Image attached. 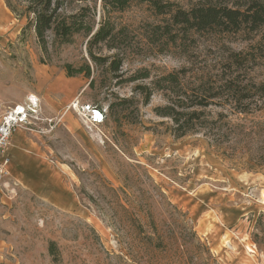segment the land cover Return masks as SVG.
Here are the masks:
<instances>
[{"label":"rangeland","instance_id":"obj_1","mask_svg":"<svg viewBox=\"0 0 264 264\" xmlns=\"http://www.w3.org/2000/svg\"><path fill=\"white\" fill-rule=\"evenodd\" d=\"M37 1L0 0V115L32 94L58 100L57 87L74 81L79 107L107 116L93 128L71 105L75 136L35 98L45 133L24 130H38L59 170L47 197L19 188L8 170L0 175V264H264V94L241 104L215 98L203 109L178 98L197 88L211 95L231 73L255 93L252 85H264V29L186 37L175 28L173 43L155 40L153 27L168 18L147 4L108 12L101 0H51L62 17L86 9L83 25L96 32L105 21L115 38L91 44L83 31L64 43L48 32L43 47L28 12ZM168 1L187 8L190 0ZM68 66L91 75L68 77ZM181 70L183 88L157 89ZM175 105L183 120L200 114L184 136L187 127L159 116Z\"/></svg>","mask_w":264,"mask_h":264},{"label":"trees","instance_id":"obj_2","mask_svg":"<svg viewBox=\"0 0 264 264\" xmlns=\"http://www.w3.org/2000/svg\"><path fill=\"white\" fill-rule=\"evenodd\" d=\"M102 6L108 12H121L129 8L134 3L147 4L154 11V14L159 17L168 18L164 21V25H157L153 27V36L155 40H161V36H167L168 40L176 43L179 38L175 28H179V32L183 36L189 34H238L246 33L248 35L258 33L264 29V0H190L187 8H183L177 3L169 2L168 0H101ZM58 7L53 8L51 0H38L37 6L29 8L28 12L32 13L35 17L34 30L42 44L46 47V35L48 32H54L55 35L62 38L64 43L69 42L70 38L78 32H85L92 35L91 44L107 43L114 41V27L110 26L107 22H103L96 32L92 25H83L84 22L80 16L86 11L82 9L81 14H75L68 17H62L58 13ZM175 31V33H173ZM111 49H115V45H110ZM235 62H239L240 55H234ZM239 59V60H238ZM96 60V59H95ZM231 65V64H230ZM229 65V66H230ZM121 63H111V68L118 71ZM232 66V65H231ZM186 70H181L176 74H169L161 78L155 83L159 90H173L175 87L183 88L182 76H186ZM68 77H75L77 75H84L89 78L91 73L89 68L72 69L67 67ZM149 78L146 73L140 79ZM137 80V79H136ZM255 93H252L248 85L239 79V76L233 73L223 79L218 89H212L215 93L207 95V93L197 88L196 91L188 95V91L184 92L178 98L191 102L187 108H208L215 98H224L230 100L233 98L234 102L242 103L259 93L264 94V85H252ZM142 93H146V104L152 96V91L149 88H141ZM217 90H221L218 93ZM253 96V97H252ZM180 103V102H179ZM238 106V105H237ZM244 107H237L239 113H246L248 109ZM179 107V105H178ZM102 110L100 107H96ZM175 107H168L164 111H159V116L172 118L178 128H185L184 136L187 132L194 129L196 122L200 121V114L198 111H192L189 114L190 120H183L181 116L183 113L176 111ZM107 116V115H106ZM179 117V118H178ZM191 125V126H190Z\"/></svg>","mask_w":264,"mask_h":264},{"label":"crops","instance_id":"obj_3","mask_svg":"<svg viewBox=\"0 0 264 264\" xmlns=\"http://www.w3.org/2000/svg\"><path fill=\"white\" fill-rule=\"evenodd\" d=\"M55 86L56 85H53V87ZM57 88L56 92L60 95H56L58 96V100L55 99L51 101V97H49V100L46 98L45 94L42 96L32 94V100L35 101V98H40L43 104L41 107L51 111L50 115L52 117L57 115L58 118L61 119L60 122H62V125H65L69 132L73 133L75 136H79L82 132L80 130L79 121L71 111H69L71 105L78 100L80 91L79 86L74 81H65ZM16 106H21V104H16ZM10 109L12 108L8 110ZM54 111H56V115L53 113ZM35 124L37 125V129H42L40 131L45 133V129L40 126L41 124L39 125V122H35L34 125ZM38 134H40L38 130L25 131L24 129H20L15 132L7 151L10 157L7 170L10 173V180L19 188L31 191L39 197H47L51 194L47 188L49 174H56L55 170L59 169L47 160L49 151L46 149V146L42 144L43 137Z\"/></svg>","mask_w":264,"mask_h":264},{"label":"built area","instance_id":"obj_4","mask_svg":"<svg viewBox=\"0 0 264 264\" xmlns=\"http://www.w3.org/2000/svg\"><path fill=\"white\" fill-rule=\"evenodd\" d=\"M73 110H79L91 127L103 125L106 112L89 105L79 107V103L72 104ZM40 107L38 103L29 98L24 106H15L6 113L0 115V175H7V166L10 159L7 149L15 132L20 129H29L35 122H40Z\"/></svg>","mask_w":264,"mask_h":264},{"label":"bare ground","instance_id":"obj_5","mask_svg":"<svg viewBox=\"0 0 264 264\" xmlns=\"http://www.w3.org/2000/svg\"><path fill=\"white\" fill-rule=\"evenodd\" d=\"M21 107V106H20Z\"/></svg>","mask_w":264,"mask_h":264}]
</instances>
